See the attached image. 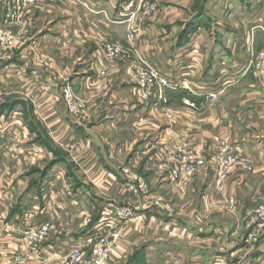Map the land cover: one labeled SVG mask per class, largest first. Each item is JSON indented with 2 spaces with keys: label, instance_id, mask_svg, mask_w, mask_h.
Wrapping results in <instances>:
<instances>
[{
  "label": "crops",
  "instance_id": "obj_1",
  "mask_svg": "<svg viewBox=\"0 0 264 264\" xmlns=\"http://www.w3.org/2000/svg\"><path fill=\"white\" fill-rule=\"evenodd\" d=\"M213 1L157 0L140 23L135 6L122 12L126 0H39L21 24H11L16 47L0 51V264H44L30 257L19 231L47 225L42 247L69 243L92 230L93 202L125 203L119 185L139 176L154 191L137 203L140 217L122 228L121 251L110 264L124 261L129 246L148 248L142 264H264V241L248 256L234 239V221L222 223L228 199L238 216L264 195V85L251 65L264 47V0ZM5 12L0 0V28ZM132 27L133 50L126 40ZM108 40L123 43L125 58L102 61ZM126 55L171 64L177 87L166 91L165 103L155 92L142 100ZM62 87L79 101L74 114L61 100ZM221 147L251 155L256 173L232 172L221 192L213 181L204 185L197 209L219 220L195 236L172 218L169 199L204 183L206 168L176 191L167 179L159 182V165L168 148L206 158ZM51 173L55 191L46 182ZM54 196L60 202L51 207L46 200ZM78 197L91 207L67 203ZM157 197L159 207L151 205ZM41 216L47 221L33 224Z\"/></svg>",
  "mask_w": 264,
  "mask_h": 264
},
{
  "label": "rangeland",
  "instance_id": "obj_2",
  "mask_svg": "<svg viewBox=\"0 0 264 264\" xmlns=\"http://www.w3.org/2000/svg\"><path fill=\"white\" fill-rule=\"evenodd\" d=\"M39 0H35L34 2H31L30 4H27L26 7L22 8L20 12H16L14 14L13 12V6L11 5L12 0H6V12H5V16H4V24H7L6 26H3L0 28V31L2 32H7L8 37L11 38V42L12 45L11 46H7V45H2L0 44V51L3 50H11L13 48L16 47V36L13 33V30L10 28L11 24H21L23 17L25 16V14H27L28 12H30L37 4H38ZM47 2H53L54 0H46ZM127 4L125 7L123 8L122 12L124 13V15L126 14H130V13H125V9H127V11L129 9H132L133 6H135V8H138L139 10L137 11V15L140 14V23L144 22L146 19L150 18L151 15H153L157 9V6L155 5L157 0H126ZM160 1V0H159ZM202 1H211V0H202ZM216 0H214L213 2H215ZM219 1V0H218ZM207 8H209L212 11L213 8V4L212 5H206ZM12 13V19L11 20V14ZM131 17H127V19L125 20L127 22V24L131 23V19L133 18L132 15H130ZM137 31L136 28H130L127 31V43L129 44V46L131 47V50H133V43H134V35L135 32ZM132 37L133 41H129V37ZM107 45H114L117 46L118 48H120V51H117L118 53H116L112 59L107 58L106 55V51H105V47ZM124 45L120 40H108L106 42L103 43L102 45V50H103V57H102V61L105 64H112L120 59L125 58L123 56V52H124ZM264 48V47H262ZM261 48V49H262ZM260 49V50H261ZM258 50L254 55H253V60H252V69L254 66V62L258 56L259 51ZM131 54L133 56V52L131 51ZM126 59H129V56L126 55ZM129 69L131 74L134 76L135 80H136V84H137V88L142 91L141 86L139 84V81H141V79L143 78L142 74H144L146 71L145 69H147L148 67H156L153 66L151 64H149L143 57L136 55L135 59L133 60L131 57V60L129 59ZM157 69H160L162 71L165 70L164 68H167L169 71L172 72L173 75V69L171 68V64L167 63V64H162V65H158V67H156ZM102 74V73H101ZM252 76H253V70H252ZM254 78V77H253ZM176 82V81H175ZM0 89L2 91V96L0 97V108H2V104L4 103V101L6 100L4 98L5 94H4V89L3 87L0 85ZM68 90L71 92L72 96H73V107L74 109L71 110L70 106L67 105V103L64 101V90ZM174 88H161V87H157L154 92L156 95V98L158 99V101L160 103H165V94L167 90H171ZM153 92V93H154ZM152 93V94H153ZM60 97L61 100H63L64 104L66 105V108L68 110L69 113L74 114L75 112H77L80 109V104L78 99L74 96L72 90L68 87H62L60 90ZM142 94V100L146 101L148 100V97L151 96L152 94L148 95V96H144L143 93ZM184 100H188V99H184ZM183 100V101H184ZM189 101V100H188ZM190 102V101H189ZM191 104L187 105L190 107H195V104L190 102ZM184 104V102H183ZM197 157L194 154H192L190 151L181 149V148H168L165 152H164V159L161 161L160 165H159V171L161 172V176L159 179V182H161L164 179H167L170 184L173 186V189L178 191H182L184 190L187 186L190 185V183L193 181V179L195 178V176L204 168L205 169V178L206 181L203 183L201 180H197L193 183V186L191 187V190L188 194V196L186 195L183 198H177L176 196L174 197L172 195V199L170 197L169 201H170V205H172V209H173V214H172V218L178 221V224L181 226H185L187 224H189L193 229V234L195 236H199L197 235L199 234V228H203L206 227L205 229H209V227L211 226V224L213 222H217L219 219H217V215H210L209 213L212 212L209 211L208 214H202L199 213V210L197 209V205L199 204V200L201 198H203L207 192V187L204 189V185L205 184H210L212 183V181L214 182L213 187L215 188L216 191L221 192L223 190V186L225 184V181L227 180V178L230 176V174L234 171H239L242 172L245 175H253L256 173V168H255V162L254 159L251 155H249L248 153L244 152V151H234L232 148H228V147H221L219 148L216 153L214 155H209L208 157H197V158H201L202 160H204V163L202 165V167H200L197 172L195 173V175L191 178V180L188 182V184L181 188L177 185H174L171 180H170V172L174 169L175 165H177L178 160L180 158L183 157ZM229 158L231 160H229ZM242 158H249L251 160L250 163V167L246 168L244 166L243 163V159ZM213 168V170H212ZM52 175V176H51ZM51 175L46 178V182H47V186L50 188V186L52 184H54V186L52 187V190L55 191V189H57V185L55 186V182H57V176L56 173H51ZM144 184L145 189L144 190H139L137 192H131L130 191V187H138L139 184ZM154 184L151 185L150 182H148V179H145L143 176H139V177H135L132 180H129L125 183H122L121 185H119V194L121 197H123L125 199V203L121 204V205H116V204H103L102 201H99L98 203H94L93 202V209H94V224H93V228L92 231L95 230L91 233H94V243L85 248L84 252L89 256L92 254V251L94 249V246L96 243L103 241V244L108 247V245H110L111 241L113 240V236L117 235L118 236V246L120 245V240L122 238L121 234H122V228L128 224L129 222H131L132 220L135 219H139L140 215L137 214V203H139V205H142V201L143 199L148 196L151 191H154ZM193 188V189H192ZM57 191V190H56ZM162 192V191H160ZM205 193V194H204ZM168 194V193H167ZM164 195V194H163ZM260 195V194H259ZM97 200V199H96ZM49 205L51 207H54L55 204L59 203L60 200L57 197H53L52 199H47L46 200ZM51 201V202H50ZM189 201H193V204H189ZM37 202V201H36ZM34 203V205L32 206H37L38 203ZM71 202H75L74 204L77 203V206L79 209L80 208H84L86 205L90 208L91 205L87 202L86 199H84L83 197L80 198H73V199H68V204H70ZM91 202V201H90ZM151 205H157V207H159V205L162 203V199L160 197H157V199L151 201ZM236 203H235V199L231 198L227 200V212H225L226 214L222 217V223H226V225L228 226L229 224V220H233V224L235 227H238V232L236 234V236L234 237L235 240H239V246H243L244 252L245 254H247L249 256V254L251 256H255L257 255L255 253V251L257 250V248L259 249V243L260 241H264V195H261L259 197H256L253 199L251 206H250V210L247 212V214H243V215H235L236 214V210L235 207ZM118 208H129L131 210V214L125 217H121L119 218L116 214L115 209ZM195 209V211L193 210ZM61 213H59L60 216H63V211H60ZM213 213V212H212ZM211 213V214H212ZM44 217H37L34 219L33 224H38L39 222H45L47 221V219ZM189 222H191L192 224H190ZM231 226V225H229ZM97 228V229H96ZM91 231V230H90ZM88 231V232H90ZM86 232V233H88ZM86 233L78 236L76 239H78L79 237L85 235ZM223 238V237H222ZM228 238V237H227ZM226 237H224V239H227ZM120 242V243H119ZM40 245V250H43L47 247H42L41 244ZM131 246L126 248V253H125V260L120 262L119 264H142V260H143V256L144 253L147 252L146 247L144 246H137L134 248ZM26 248L30 251V249L26 246ZM55 248V247H53ZM264 250L261 249L260 252H263ZM114 254V253H113ZM146 255V254H145ZM30 257L34 258L35 260H37L31 253L30 251ZM42 263V262H41ZM49 263L55 264V262L50 261ZM48 263V264H49Z\"/></svg>",
  "mask_w": 264,
  "mask_h": 264
},
{
  "label": "built area",
  "instance_id": "obj_3",
  "mask_svg": "<svg viewBox=\"0 0 264 264\" xmlns=\"http://www.w3.org/2000/svg\"><path fill=\"white\" fill-rule=\"evenodd\" d=\"M35 0H12L11 5L13 6L14 14L20 12L22 8L26 7L27 4L34 2ZM11 20L12 19V13ZM264 31V30H263ZM7 32L0 31V44L11 46V38L8 37ZM129 41H133L131 35ZM107 58L112 59L113 56L120 51V48L114 45H107L105 47ZM252 64V61H251ZM157 69L156 67H148L145 69V73L142 74L143 78L139 81L144 96H148L154 92L157 87L161 88H175L177 87V82L172 79V72L167 68ZM253 77L254 79L264 85V48H262L254 62L253 66ZM2 96V91L0 89V97ZM73 96L70 91L64 90V101L73 110ZM185 105L191 104L188 100L183 101ZM244 161V166L246 168L250 167L251 160L249 158H242ZM229 160H231L229 158ZM204 160L197 157H183L178 160L177 165L170 172V180L174 185L181 188L185 187L191 178L195 175L197 170L202 167ZM144 184H139L138 187H130L131 192H137L139 190H144ZM116 214L119 218L125 217L131 214L129 208H118L115 209ZM97 229V228H96ZM95 230V228H94ZM93 230V231H94ZM48 231L47 225L33 226L29 227L23 231H19L22 238L25 239L26 246L30 249L32 255L37 259V261L44 264L50 261L55 262V264H110L113 258V253L115 251H121L120 246H118V236H113V240L110 245L106 247L103 241L95 244L91 255H87L84 249L91 246L94 243V233L93 231L86 233L85 235L75 239L69 243H66L58 247H47L40 250V243L44 239Z\"/></svg>",
  "mask_w": 264,
  "mask_h": 264
}]
</instances>
